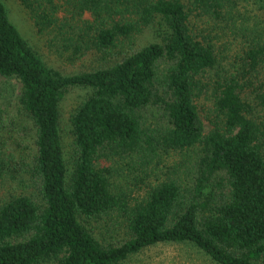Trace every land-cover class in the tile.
<instances>
[{
    "label": "trees",
    "instance_id": "1",
    "mask_svg": "<svg viewBox=\"0 0 264 264\" xmlns=\"http://www.w3.org/2000/svg\"><path fill=\"white\" fill-rule=\"evenodd\" d=\"M241 1L19 0L39 34L104 55L134 47L111 65L63 74L0 0V79L20 84L14 104L0 99V184L25 188L0 199V264H122L157 244H188L214 264H264V0H249L254 11ZM192 12L240 39L230 74L217 75L216 34L194 32ZM149 31L155 40L138 48ZM70 88L89 95L70 116L67 161L60 102ZM209 92L217 120L204 133L198 99ZM195 148L187 189L167 177L132 205L112 189L110 159L146 169ZM110 213L125 220L118 243L87 226Z\"/></svg>",
    "mask_w": 264,
    "mask_h": 264
},
{
    "label": "rangeland",
    "instance_id": "2",
    "mask_svg": "<svg viewBox=\"0 0 264 264\" xmlns=\"http://www.w3.org/2000/svg\"><path fill=\"white\" fill-rule=\"evenodd\" d=\"M6 5L9 17L22 36L38 51L43 60L52 68L63 74H74L82 71H91L99 67L111 65L122 56L134 49L121 45L104 55L95 51L86 50L79 38L72 37L74 41L68 45L62 38L55 39V33L39 34L28 12L21 6L19 0H2ZM239 6L250 11L257 9L252 1L242 0ZM243 11V10H242ZM89 19V15L84 16ZM190 25L194 32L205 36H214L213 44L219 58L216 67L218 76H226L234 71L239 63L240 51L243 49L240 39H235L230 32L223 34V23L209 17L199 16L196 12L190 15ZM57 38V37H56ZM66 40V39H64ZM155 40L153 31L146 32L136 41L137 47ZM75 45H80L75 50ZM73 51L76 54H72ZM236 65V66H235ZM20 84L15 79H0V99L14 104L19 96ZM89 95L84 88L68 89L60 102L61 133L65 144L66 160L69 161L71 127L70 116L75 108ZM211 92L198 99L199 115L204 126V133L213 128L217 120L212 112ZM13 106V105H11ZM199 154L198 148L184 151L165 152L148 168L142 169L129 158H113L105 163L110 170L112 189L125 196L132 205L135 201L144 199L148 191L168 178L175 179L183 189L191 186L193 181V167ZM25 192L23 185L3 182L0 184V199L8 193L19 194ZM88 228L100 241L118 243L126 237L124 217L118 213H110L98 219L87 222ZM42 264H57L47 262ZM122 264H214L207 257L195 251L188 244H157L141 250L130 256Z\"/></svg>",
    "mask_w": 264,
    "mask_h": 264
}]
</instances>
